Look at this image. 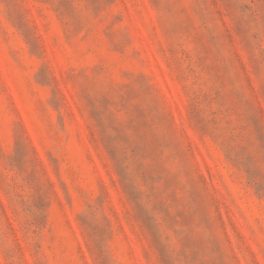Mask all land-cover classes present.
<instances>
[{
	"label": "rangeland",
	"instance_id": "obj_1",
	"mask_svg": "<svg viewBox=\"0 0 264 264\" xmlns=\"http://www.w3.org/2000/svg\"><path fill=\"white\" fill-rule=\"evenodd\" d=\"M0 264H264V0H0Z\"/></svg>",
	"mask_w": 264,
	"mask_h": 264
}]
</instances>
